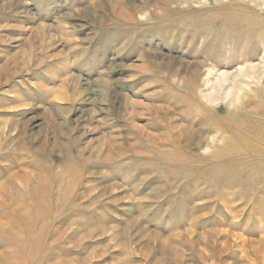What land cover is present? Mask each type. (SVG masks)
I'll use <instances>...</instances> for the list:
<instances>
[{
	"label": "rangeland",
	"instance_id": "374dc122",
	"mask_svg": "<svg viewBox=\"0 0 264 264\" xmlns=\"http://www.w3.org/2000/svg\"><path fill=\"white\" fill-rule=\"evenodd\" d=\"M0 264H264V0H0Z\"/></svg>",
	"mask_w": 264,
	"mask_h": 264
},
{
	"label": "bare ground",
	"instance_id": "6f19581e",
	"mask_svg": "<svg viewBox=\"0 0 264 264\" xmlns=\"http://www.w3.org/2000/svg\"><path fill=\"white\" fill-rule=\"evenodd\" d=\"M254 68L257 69L258 67L256 66V67H254ZM228 77H229L228 74H223V75H222V79H224V80H227ZM218 83H220V79H219V82H218ZM223 84H224V83H223Z\"/></svg>",
	"mask_w": 264,
	"mask_h": 264
}]
</instances>
